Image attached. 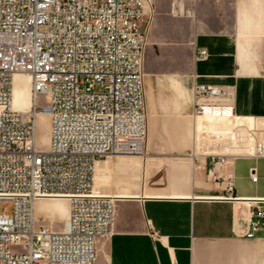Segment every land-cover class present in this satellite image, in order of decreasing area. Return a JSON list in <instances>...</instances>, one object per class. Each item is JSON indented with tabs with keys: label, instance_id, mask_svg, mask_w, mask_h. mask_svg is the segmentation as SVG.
<instances>
[{
	"label": "crops",
	"instance_id": "1",
	"mask_svg": "<svg viewBox=\"0 0 264 264\" xmlns=\"http://www.w3.org/2000/svg\"><path fill=\"white\" fill-rule=\"evenodd\" d=\"M143 28L145 150L96 163L114 224L95 264H264V225L248 235L264 208V0H155Z\"/></svg>",
	"mask_w": 264,
	"mask_h": 264
},
{
	"label": "built area",
	"instance_id": "2",
	"mask_svg": "<svg viewBox=\"0 0 264 264\" xmlns=\"http://www.w3.org/2000/svg\"><path fill=\"white\" fill-rule=\"evenodd\" d=\"M154 2L0 0V203H12L11 213L0 212V264H95L97 239L114 224L112 198L93 188L96 163L145 150L143 27ZM16 74L30 75L36 98H44L28 116L12 105ZM207 109L218 108L196 111ZM41 112L50 118L47 150L36 137ZM211 159L214 173L224 160ZM59 196L69 198L70 212L56 230L37 219L36 202ZM261 225L264 208L254 206L248 235Z\"/></svg>",
	"mask_w": 264,
	"mask_h": 264
},
{
	"label": "rangeland",
	"instance_id": "3",
	"mask_svg": "<svg viewBox=\"0 0 264 264\" xmlns=\"http://www.w3.org/2000/svg\"><path fill=\"white\" fill-rule=\"evenodd\" d=\"M19 85H22L26 82L25 76H21L20 80L18 81ZM43 97H39V101H43ZM25 115L28 111H22ZM37 143L38 147L41 149H47L49 145V139H50V118L48 115L39 113L37 116ZM61 199H56L52 201V199H46V200H39L36 202V217L42 222L51 223L53 225V228L56 230H61L64 228L65 220L67 219V214L61 215L59 214L54 206L56 208L61 203H65V201H60ZM66 204V203H65ZM68 210V207H66ZM12 211V203L11 202H2L0 203V212H8L11 213ZM50 211L52 214H50ZM64 214V213H63Z\"/></svg>",
	"mask_w": 264,
	"mask_h": 264
},
{
	"label": "bare ground",
	"instance_id": "4",
	"mask_svg": "<svg viewBox=\"0 0 264 264\" xmlns=\"http://www.w3.org/2000/svg\"><path fill=\"white\" fill-rule=\"evenodd\" d=\"M21 76H25L26 82L23 83L22 85H19L18 81L20 80ZM37 101H39V97L36 98V96H35V91L33 89L32 80H31L30 75H28V74H16L14 76L13 90H12V105H13V107L16 110L20 111L24 116H28L29 112H30V108H33V106L36 104ZM22 111H28V112L25 115ZM211 111H213L214 113H221L222 112L219 109H215V110L207 109L206 112L203 114L210 113ZM38 114H37V116H38ZM41 114L48 115L47 113H42V112H41ZM36 132H37V117H36ZM47 149H42V150H47ZM49 199L68 200L69 212H70V201H69V198H67L66 196L52 197ZM68 216H69V213H68ZM67 220H68V217H67L65 223L67 222Z\"/></svg>",
	"mask_w": 264,
	"mask_h": 264
}]
</instances>
